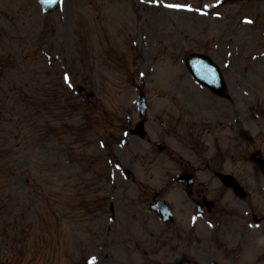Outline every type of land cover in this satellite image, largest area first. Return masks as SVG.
I'll return each mask as SVG.
<instances>
[{"label":"rangeland","instance_id":"rangeland-1","mask_svg":"<svg viewBox=\"0 0 264 264\" xmlns=\"http://www.w3.org/2000/svg\"><path fill=\"white\" fill-rule=\"evenodd\" d=\"M29 2L0 0V260L132 264V258L149 257L134 250L137 242L146 246L147 232L141 227L147 222L167 231L163 243L194 241L191 229L183 239L166 237L184 224L190 227L188 213H176L177 222L162 229L147 206L151 189L178 173L175 161L135 136L125 145L123 129L137 119L140 89L153 115L168 120L169 113H178L170 110L182 97L178 84L194 82L184 55L215 51L230 69L231 88L239 86L232 91L238 99L236 105L230 102L232 111L238 105L244 116L249 102V125L240 140L246 145L249 139L250 155L260 148L264 158V0H65L54 13ZM138 51L163 58L155 60L151 73L140 75L132 62ZM228 51L233 54L226 64ZM79 84L95 95L84 97ZM183 87L188 94L195 92ZM104 120L115 126L94 133L92 124ZM160 130L151 128L153 141L165 139L170 153L178 140ZM102 138L116 143L118 160L110 152L106 159L107 149L98 144ZM217 140L207 154L216 157L218 168L241 177L250 191L242 200L214 180L217 213L264 214V167L251 159L236 160L230 129L219 132ZM124 167L135 177L125 179L119 169ZM113 170L120 177L116 184L107 180ZM200 175L209 179L205 171ZM180 191L170 187L166 196L173 203L174 197L183 201ZM222 236L220 242L226 243ZM234 236L238 240L240 234Z\"/></svg>","mask_w":264,"mask_h":264},{"label":"water","instance_id":"water-1","mask_svg":"<svg viewBox=\"0 0 264 264\" xmlns=\"http://www.w3.org/2000/svg\"><path fill=\"white\" fill-rule=\"evenodd\" d=\"M55 4H56V0H51L50 7H53V8H54V5H55ZM53 8H52V9H53ZM195 60L201 62L202 60H204V58H201V57H198V58H192V59L190 60V65H192V64L194 63ZM204 64H205V63H204ZM205 65H206V64H205ZM208 71H209L208 73H205V72L199 73V72H198V75H199L200 77H202V78H203V75L209 76V80H208V82L213 83V84H215V85H217V83L220 84L221 81H222V78H221V75L219 74V72H218V71H215L214 68H209Z\"/></svg>","mask_w":264,"mask_h":264},{"label":"snow or ice","instance_id":"snow-or-ice-1","mask_svg":"<svg viewBox=\"0 0 264 264\" xmlns=\"http://www.w3.org/2000/svg\"><path fill=\"white\" fill-rule=\"evenodd\" d=\"M169 7H178V6L177 5H169ZM246 22L251 23V21H246ZM65 79L67 81V79H68L67 76L65 77ZM89 264H94V262L90 261Z\"/></svg>","mask_w":264,"mask_h":264},{"label":"flooded vegetation","instance_id":"flooded-vegetation-1","mask_svg":"<svg viewBox=\"0 0 264 264\" xmlns=\"http://www.w3.org/2000/svg\"><path fill=\"white\" fill-rule=\"evenodd\" d=\"M199 195H201V194L199 193Z\"/></svg>","mask_w":264,"mask_h":264}]
</instances>
